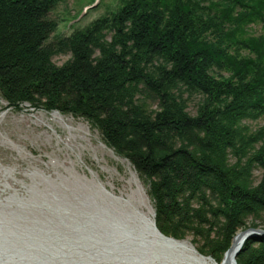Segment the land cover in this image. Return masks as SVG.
<instances>
[{"label":"trees","instance_id":"trees-1","mask_svg":"<svg viewBox=\"0 0 264 264\" xmlns=\"http://www.w3.org/2000/svg\"><path fill=\"white\" fill-rule=\"evenodd\" d=\"M57 1L0 0V76L30 65L35 72L25 86L44 95L47 107L94 116L121 151L149 153L146 167L162 179L159 228L177 236L196 232L205 250L222 258L243 224L241 213L264 210V184L248 185L255 165L264 169V127L252 132L244 121L264 115V0H125L115 22L102 19L118 30L115 41L89 32L79 37L75 29L57 41L73 53L62 66L51 63L54 46L38 50L58 28L50 16ZM184 89L191 96L183 97ZM194 93L203 96L196 115L186 109ZM9 97L15 104L35 96ZM230 154L239 166L230 165ZM207 192L220 206L212 207ZM193 198L227 219L224 240L192 225L208 221L190 206ZM255 241L261 246L247 257ZM238 261L264 264V236L247 240Z\"/></svg>","mask_w":264,"mask_h":264},{"label":"rangeland","instance_id":"rangeland-1","mask_svg":"<svg viewBox=\"0 0 264 264\" xmlns=\"http://www.w3.org/2000/svg\"><path fill=\"white\" fill-rule=\"evenodd\" d=\"M92 1L58 0L50 12L59 25L38 50L54 46L52 64L62 66L73 58L57 41L75 29L77 35L89 32L101 40L115 41L118 30L102 24V19L108 18L111 25L113 14L123 8L125 0L88 4ZM34 72L29 65L0 76V264H220L224 254L220 259L211 255L200 234L187 231L177 236L159 228L156 185L162 179L146 167L149 153L132 156L121 151L94 116L47 107L41 98L44 95L32 93L33 85L25 86V78ZM184 91L183 97L191 96ZM80 93L83 96L84 91ZM134 95L141 94L134 91ZM9 96L35 97L11 104ZM202 103L203 96L194 93L186 109L196 115ZM160 106L161 98L152 102L153 108ZM244 121L252 132L264 127V115ZM262 143L258 141L255 148ZM228 161L240 165L233 154ZM263 172L255 165L249 188L264 184ZM206 198L213 208L220 206L210 193ZM203 200L193 198L189 203L208 221L199 224L195 220L192 225L209 233L212 240H224L227 219L212 213ZM258 210L241 213L243 224L233 232L230 245L242 230L264 229V210ZM189 212L194 215L193 210ZM153 220L165 236L182 242L180 247L159 241ZM253 244L247 257L261 246L259 241Z\"/></svg>","mask_w":264,"mask_h":264},{"label":"water","instance_id":"water-1","mask_svg":"<svg viewBox=\"0 0 264 264\" xmlns=\"http://www.w3.org/2000/svg\"><path fill=\"white\" fill-rule=\"evenodd\" d=\"M153 224L155 226V230H157L158 234L160 236L166 237L168 240H173L171 237L165 236L157 227L156 222L153 221ZM264 236V229L263 228H254L249 227L248 229L242 230L238 232L235 237L233 238V241L230 245V247L227 249V251L224 253V257L220 264H238L237 256L242 250V247L244 246L245 242L252 238L262 237ZM168 246H171L170 244ZM218 264V263H214Z\"/></svg>","mask_w":264,"mask_h":264},{"label":"bare ground","instance_id":"bare-ground-1","mask_svg":"<svg viewBox=\"0 0 264 264\" xmlns=\"http://www.w3.org/2000/svg\"><path fill=\"white\" fill-rule=\"evenodd\" d=\"M154 221V220H153ZM153 221H152V226H153V229L155 230V226H154V224H153ZM154 235H156L155 233H154ZM159 241H162V242H166L168 245L170 244V245H181V243L182 242H180V241H173V240H168L166 237H163V236H155ZM178 247H180V246H178ZM238 257V256H237ZM239 264V263H238Z\"/></svg>","mask_w":264,"mask_h":264}]
</instances>
